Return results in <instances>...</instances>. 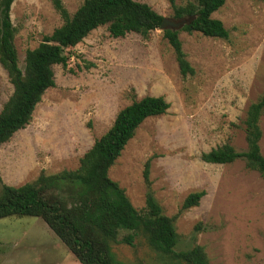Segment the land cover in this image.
Returning <instances> with one entry per match:
<instances>
[{"label":"rangeland","instance_id":"rangeland-1","mask_svg":"<svg viewBox=\"0 0 264 264\" xmlns=\"http://www.w3.org/2000/svg\"><path fill=\"white\" fill-rule=\"evenodd\" d=\"M82 1L62 0L70 13ZM138 1L172 17L169 0ZM212 16L229 30L228 39L179 32L195 68L186 78L160 28L148 38L135 33L114 38L100 26L65 49V60L52 66L55 85L45 90L31 121L0 145L1 181L18 186L41 170L75 169L121 108L161 95L169 107L139 125L109 176L139 210L145 199L143 166L151 157L152 188L166 215L176 214L190 192L204 191L199 203L175 220L176 251L197 244L209 264H264V178L241 158L225 164L200 158L225 142L238 151L247 148L243 119L248 105L264 92V1L227 0ZM10 18L18 29L14 43L20 67L26 49L62 22L51 0H14ZM12 89L0 65V109ZM260 127L264 156V113ZM197 223L201 227L193 241ZM129 233H134L132 244L122 241ZM110 246L123 264H175L154 250L142 231L120 229ZM0 264L81 263L42 219L10 216L0 219Z\"/></svg>","mask_w":264,"mask_h":264},{"label":"trees","instance_id":"trees-1","mask_svg":"<svg viewBox=\"0 0 264 264\" xmlns=\"http://www.w3.org/2000/svg\"><path fill=\"white\" fill-rule=\"evenodd\" d=\"M14 0H0V65L12 84V93L0 109V145L7 142L32 119L43 93L55 85L52 66L64 61L63 51L74 47L92 30L105 26L114 38L135 33L148 38L160 28L163 16L146 2L138 0H83L73 13L62 0H51L62 22L44 34L34 48L26 49L24 65L18 64L14 39L18 32L10 18ZM173 19L190 17L182 28L163 29L183 78L193 76L195 68L187 59L179 38L180 30L200 32L209 37L228 39L229 30L212 14L227 0H169ZM264 1V0H262ZM169 103L161 95H146L121 108L108 129L79 158L75 169L55 173L41 170L31 181L14 186L0 178V219L10 216H33L42 219L81 264H123L111 251L110 240L118 230L142 231L156 251L172 257L175 264H209L202 246L176 251L179 240L175 220L180 213L199 203L203 190L190 192L176 214L168 216L154 195L150 179L151 157L144 162V207L137 210L125 190L109 176V169L120 156L136 129L148 117L163 114ZM264 113V92L246 110L243 119L247 148L236 150L225 142L200 158L209 163L225 164L243 159L248 169L264 178V156L260 117ZM201 223L194 226L195 241ZM134 233L122 241L132 244Z\"/></svg>","mask_w":264,"mask_h":264},{"label":"water","instance_id":"water-1","mask_svg":"<svg viewBox=\"0 0 264 264\" xmlns=\"http://www.w3.org/2000/svg\"><path fill=\"white\" fill-rule=\"evenodd\" d=\"M190 20V17H183L180 19L163 17L162 22L160 24V29L163 30L165 28H171L172 30H177L182 28V26L188 23Z\"/></svg>","mask_w":264,"mask_h":264},{"label":"crops","instance_id":"crops-1","mask_svg":"<svg viewBox=\"0 0 264 264\" xmlns=\"http://www.w3.org/2000/svg\"><path fill=\"white\" fill-rule=\"evenodd\" d=\"M121 155V154H120Z\"/></svg>","mask_w":264,"mask_h":264}]
</instances>
